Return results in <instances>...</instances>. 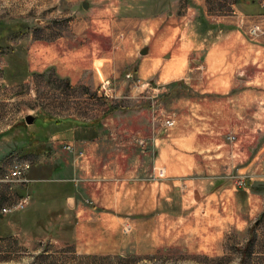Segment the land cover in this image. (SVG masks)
Returning a JSON list of instances; mask_svg holds the SVG:
<instances>
[{
    "label": "rangeland",
    "instance_id": "374dc122",
    "mask_svg": "<svg viewBox=\"0 0 264 264\" xmlns=\"http://www.w3.org/2000/svg\"><path fill=\"white\" fill-rule=\"evenodd\" d=\"M102 2L179 10L205 46L240 32L264 49V0H0V137L20 143L0 144V169L28 160L33 181L11 197L25 195L24 209L0 223V264H264V93L243 81L225 95L202 94L199 80L142 82L117 54L72 79L69 48L97 31L84 3ZM28 116L39 129L46 118L80 126L84 142L26 143ZM63 176L86 215L33 193Z\"/></svg>",
    "mask_w": 264,
    "mask_h": 264
},
{
    "label": "crops",
    "instance_id": "0c3cea01",
    "mask_svg": "<svg viewBox=\"0 0 264 264\" xmlns=\"http://www.w3.org/2000/svg\"><path fill=\"white\" fill-rule=\"evenodd\" d=\"M101 4L103 6L97 9L89 4V9H85V14L81 16L88 28L97 31L92 35L91 32L84 34L87 39L84 45L79 44L69 48L70 59L63 67V72L67 76H72V79L75 73L84 72L88 68L91 59L103 56L101 59L106 60V57L111 58L117 54L118 62L123 64L122 68L129 69L133 65L136 66L138 78L142 82L163 84L199 80L198 88L195 87L202 94L225 95L233 90L234 84L236 88L237 82L243 81L252 84L247 90L249 93H264V84L256 85L257 82L264 81V49L258 52V47L246 44L240 37V32H233L232 35L237 36L235 39L224 38L222 41L210 42L205 46L201 42V37L199 38L194 32L195 29L189 30L188 18L185 14L180 15L179 10L171 12L167 7L161 13L150 16L148 10L151 5L147 2H120L115 8L110 5L105 6L104 2ZM123 12H128V15H123ZM117 13L119 16H116ZM193 26L197 27L196 24ZM94 39L99 42L93 43ZM45 51L48 50L43 49V53ZM244 53L248 55L246 60L240 58ZM56 55L57 52L54 58ZM35 123L36 120L32 125L27 124L26 143L27 140L46 139L44 145L48 147V151L55 152L63 143H75L80 146L84 142L82 141L84 132L79 128L80 126L67 128L66 123L55 126L48 118L43 119L41 129ZM0 144L11 148V151L20 147L19 141L13 136L10 139L8 136H1ZM263 150L264 148L260 152ZM67 170L68 173L73 172L65 167V171ZM57 174L53 176L57 177ZM61 174L65 173L61 172ZM65 179L67 178L63 176L56 180H46L52 182L47 186H42L43 182L46 183L42 181L33 193L49 203L65 201L70 210L73 209L79 216L86 215L87 210L75 205V198L78 197L77 188ZM37 181L35 179V182ZM39 209L34 208L32 211L38 212ZM5 218L0 216V223H4ZM87 221L88 218L80 219L78 222L84 225Z\"/></svg>",
    "mask_w": 264,
    "mask_h": 264
},
{
    "label": "built area",
    "instance_id": "2783aa9c",
    "mask_svg": "<svg viewBox=\"0 0 264 264\" xmlns=\"http://www.w3.org/2000/svg\"><path fill=\"white\" fill-rule=\"evenodd\" d=\"M175 122H168L167 125L170 127L174 126ZM235 139V138H232ZM67 150H72V147H67ZM0 169V192L5 191L10 194L7 196L9 201L6 206L0 207V216H5L9 212L19 211L21 208L24 209V201L26 202V196H19L15 200H11V197L15 196V189L26 188L31 182H33L28 176L32 168V163L28 160L13 159L11 164L7 167L2 166ZM238 186H243V182L239 183ZM17 195V192H16ZM9 204V205H7Z\"/></svg>",
    "mask_w": 264,
    "mask_h": 264
},
{
    "label": "water",
    "instance_id": "95a60500",
    "mask_svg": "<svg viewBox=\"0 0 264 264\" xmlns=\"http://www.w3.org/2000/svg\"><path fill=\"white\" fill-rule=\"evenodd\" d=\"M85 8H88V5L84 4ZM26 122L28 125H32L35 122V118L33 116H28L26 118Z\"/></svg>",
    "mask_w": 264,
    "mask_h": 264
}]
</instances>
